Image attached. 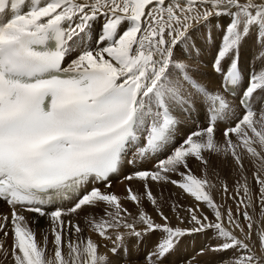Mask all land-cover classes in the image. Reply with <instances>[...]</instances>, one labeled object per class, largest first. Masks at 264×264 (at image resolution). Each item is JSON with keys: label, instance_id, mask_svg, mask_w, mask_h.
<instances>
[{"label": "snow or ice", "instance_id": "snow-or-ice-1", "mask_svg": "<svg viewBox=\"0 0 264 264\" xmlns=\"http://www.w3.org/2000/svg\"><path fill=\"white\" fill-rule=\"evenodd\" d=\"M0 202V264H264V0H0Z\"/></svg>", "mask_w": 264, "mask_h": 264}, {"label": "bare ground", "instance_id": "bare-ground-1", "mask_svg": "<svg viewBox=\"0 0 264 264\" xmlns=\"http://www.w3.org/2000/svg\"><path fill=\"white\" fill-rule=\"evenodd\" d=\"M100 23H102V21L97 23L96 25L97 28H99ZM211 54H212L211 47L209 46L199 58L192 61L191 63L193 65V68L196 69L198 72V78L202 80L203 82L208 83L209 86H214V81H212L211 74L207 67L208 62L211 58ZM249 59H250L249 56L247 55L244 56L243 57L244 63L247 64L249 62ZM203 123H204L203 117L201 116L200 118H197L195 113H193L191 119H186L182 121L181 133L179 135H182L183 132L187 130L188 128H193L197 126V124L202 125ZM144 166L147 167V164H145ZM193 170L196 174H199V171L196 172L195 165H193ZM129 171H131L130 167L127 164H125L123 174H126ZM121 179H122V174L113 176L111 180V184H112L111 190L116 192L117 194H121L124 191V185L121 183ZM154 191L159 192V189H154ZM214 195H216V199L218 202L224 199L223 195H221L217 190H214ZM165 196H167V192H165ZM185 203H188V202H185ZM228 204L232 205L233 202L231 200H228ZM69 205L70 203H68L67 205L65 204V207ZM233 208H234V205H233ZM165 210L167 211V209ZM4 212H7V206L3 202H0V213H4ZM173 222L175 223V221ZM80 224H81V227H85L84 222H83V216H81L80 218ZM46 227H47V222L41 219L40 228L46 229ZM187 241H192V243L187 245L186 244ZM151 242L152 241L149 242V240L146 241L145 245L142 246L141 251H146V248L150 247ZM184 242L186 244V247L183 250H180L178 248L177 252H175L172 256L169 257L168 264H184V261L187 258L195 256L196 252L202 246L206 245L209 241H207L204 237L199 236V237H194V238H186ZM8 243L10 244L11 241H8ZM101 251H103V249ZM198 259H200L201 264H218L217 260L211 255H207L204 257H198Z\"/></svg>", "mask_w": 264, "mask_h": 264}, {"label": "rangeland", "instance_id": "rangeland-1", "mask_svg": "<svg viewBox=\"0 0 264 264\" xmlns=\"http://www.w3.org/2000/svg\"><path fill=\"white\" fill-rule=\"evenodd\" d=\"M212 55V54H211ZM197 171H199L198 169H196V172ZM228 184H229V187L231 188L232 187V179L230 178L229 180H228ZM219 187V186H218ZM151 240H149V242H150ZM152 243H153V241L151 242V245H150V247L148 248H146V250H148V249H150L151 248V246H152ZM190 243H192V241H187V245H189ZM186 244H185V242L183 241L182 243H181V245L179 246V249L180 250H183L185 247H186Z\"/></svg>", "mask_w": 264, "mask_h": 264}]
</instances>
